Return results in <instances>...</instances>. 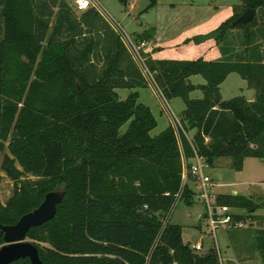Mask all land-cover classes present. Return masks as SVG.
Instances as JSON below:
<instances>
[{
    "label": "trees",
    "instance_id": "1",
    "mask_svg": "<svg viewBox=\"0 0 264 264\" xmlns=\"http://www.w3.org/2000/svg\"><path fill=\"white\" fill-rule=\"evenodd\" d=\"M1 5L0 147L8 142L19 177L36 178L18 179L9 200H0V225L17 223L63 185L56 216L27 234L44 264H222L214 248L201 254L185 242L182 225L170 218L179 192L194 203L183 181L185 158L197 152L213 166L227 157L236 170L247 157L264 159V0H241L217 28L184 40L214 39L220 59L146 54L155 84L186 105L179 135L172 124L151 133L158 121L138 90L150 77L96 7L78 13L69 0ZM249 8L253 20L235 24ZM235 30L239 44L230 39ZM231 73L247 81L254 99L223 98L221 84ZM193 75L205 83L195 84ZM118 88L131 91L122 99ZM197 89L203 95L192 97ZM217 200L249 211L264 206V199L239 193ZM243 220L234 214L235 223ZM256 240L264 257V228ZM10 264L32 263L26 257Z\"/></svg>",
    "mask_w": 264,
    "mask_h": 264
},
{
    "label": "rangeland",
    "instance_id": "2",
    "mask_svg": "<svg viewBox=\"0 0 264 264\" xmlns=\"http://www.w3.org/2000/svg\"><path fill=\"white\" fill-rule=\"evenodd\" d=\"M102 9L108 14L110 24L115 28L122 27L125 33L136 42L140 36L134 32H142L145 28H153L156 24V6L150 7L152 0H128L125 5L121 0H98ZM182 2L188 0H157L160 5H170L168 2ZM203 4V2L237 4L241 0H195ZM70 4L75 7V0H69ZM0 0V9H1ZM150 30V29H149ZM153 30V29H152ZM240 31H233L230 35L231 41L235 44L240 43V37L236 34ZM234 34V35H233ZM233 35V36H232ZM141 40V39H140ZM142 56L146 57L144 50H140ZM202 80V76L195 78V81ZM142 88L140 101L152 107L154 115L157 118L158 125L152 130L153 135L161 133L169 124L171 119L164 109L157 92L151 85ZM128 88H118V92L122 99H125L129 93ZM246 94L248 97L253 96L255 91L248 88L247 81L239 74L232 73L222 87V95L224 99L231 98L235 95ZM202 92L194 94L192 97H201ZM173 111L181 119V110L186 105L181 97L169 99ZM127 125L123 126V130ZM194 132L189 133V137ZM8 142L4 143V147H0V200L6 203L13 195L15 190V182L18 179L36 178L28 174L20 176L17 180H13L8 172V167L13 158L7 148ZM15 166L19 170H23L18 162ZM215 183V191L217 193H233L237 191L241 195L254 198L256 201L264 199V159L259 157H247L244 161L242 170H236L231 166L230 158H217L215 165L208 169ZM63 185L57 190L60 191ZM205 210L204 205L199 201L188 204L185 199H180L171 215V222L182 224L183 239L185 242L196 244L202 241L203 249L198 250L203 254L214 248L220 258L222 264H264V257L257 248L256 230L264 228V206L255 210L234 208L232 212L240 214L244 217L243 222L234 223L229 227H220L215 234L211 233L208 220L201 216ZM29 240H32L28 237ZM33 241V240H32Z\"/></svg>",
    "mask_w": 264,
    "mask_h": 264
},
{
    "label": "crops",
    "instance_id": "3",
    "mask_svg": "<svg viewBox=\"0 0 264 264\" xmlns=\"http://www.w3.org/2000/svg\"><path fill=\"white\" fill-rule=\"evenodd\" d=\"M168 3H170V5H160L159 2L157 3L155 9L157 13L156 24L152 26L153 28L147 27L142 32H134L138 37H141V40L138 39L137 41L145 43L142 50L153 58L192 59L203 57L207 60L222 58L220 48L212 38H207L200 43L190 42L187 44L184 43V40L195 35L206 34L217 28L225 19L233 14L235 4L214 3L211 5V2H203V4H201L195 0ZM152 29H155L154 34L144 39L147 34L153 31ZM198 76L199 75H193L191 77L192 81L195 84L205 83L203 77L202 80L195 81V78H198ZM229 76L221 84V92ZM138 90L141 97L142 88H138ZM198 92H202V90L197 89L193 91L191 96ZM246 97L252 100L255 94L251 97L246 95ZM150 108L152 109L151 106ZM183 110L184 108H182L181 111ZM187 162L190 164L193 162V158L187 159ZM216 184L217 183L214 182V189ZM237 193V191L233 192V194Z\"/></svg>",
    "mask_w": 264,
    "mask_h": 264
},
{
    "label": "built area",
    "instance_id": "4",
    "mask_svg": "<svg viewBox=\"0 0 264 264\" xmlns=\"http://www.w3.org/2000/svg\"><path fill=\"white\" fill-rule=\"evenodd\" d=\"M91 6H94L99 11H101V13L109 21L108 14L102 9L101 4L98 0H75V7L80 12L88 9ZM115 29L119 32L124 43L129 48L137 62L140 64L145 74L150 77V85L154 87L155 91L157 92V95L159 96L164 109L167 111L171 119V124L174 126L176 132L179 135L180 131L184 130L182 121L180 117H178L177 114L173 111L169 99L166 97L164 92L155 84V82L151 78L148 67L146 65V57L142 56V54L140 53V50L143 48L145 43L138 41L134 42V40L131 39L130 36H128L125 33L124 29L120 26H118V28L115 27ZM184 160L185 168L183 172V181L185 184H188L194 191V201H199L204 205L205 210L203 211L201 216H204L208 220V225L210 227L211 233L215 234L216 230L220 227H229L233 225L235 223V212H232L233 207L218 202V193L214 189L212 176L208 172L210 165L207 162L206 158L203 155L195 152L193 162L188 164L187 159L185 158ZM181 195L182 192H179L178 201L180 200ZM192 247H194L196 250H202L203 243L202 241L197 242L196 244H192Z\"/></svg>",
    "mask_w": 264,
    "mask_h": 264
},
{
    "label": "water",
    "instance_id": "5",
    "mask_svg": "<svg viewBox=\"0 0 264 264\" xmlns=\"http://www.w3.org/2000/svg\"><path fill=\"white\" fill-rule=\"evenodd\" d=\"M255 13V9L249 8L234 23L247 24L253 20ZM8 172L13 180L19 178V173L15 169L8 167ZM63 198V192L50 191L37 208L24 214L17 223L0 225L4 236V244L0 246V264H10L26 257L30 258L32 264H44L38 246L28 239L27 234L32 227L42 225L53 219Z\"/></svg>",
    "mask_w": 264,
    "mask_h": 264
}]
</instances>
